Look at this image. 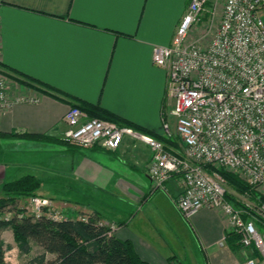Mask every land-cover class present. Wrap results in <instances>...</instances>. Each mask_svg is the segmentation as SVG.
<instances>
[{
  "label": "crops",
  "instance_id": "1",
  "mask_svg": "<svg viewBox=\"0 0 264 264\" xmlns=\"http://www.w3.org/2000/svg\"><path fill=\"white\" fill-rule=\"evenodd\" d=\"M190 1L1 0L0 65L11 79L8 106L0 110V199L4 184L34 176L41 182L38 197L54 199L67 219L92 216L115 226L112 234L132 242L150 264H170L173 257L184 264H237L259 257L255 248L241 247L221 211L204 208L189 221L181 215V177L153 190L146 145L125 138L108 151L62 141L66 113L87 102L179 152L180 139L170 142L163 128L165 116L173 120L168 71L154 64L153 49L171 45ZM27 200L16 202L22 208ZM8 229L13 235L10 228L0 234Z\"/></svg>",
  "mask_w": 264,
  "mask_h": 264
},
{
  "label": "built area",
  "instance_id": "2",
  "mask_svg": "<svg viewBox=\"0 0 264 264\" xmlns=\"http://www.w3.org/2000/svg\"><path fill=\"white\" fill-rule=\"evenodd\" d=\"M222 3V18L215 26L217 0H191L171 45L153 49L154 64L168 71L169 116L175 122L173 126L165 116L163 128L167 138L178 136L179 152L134 127L89 118L77 106L64 117L67 128L62 141L108 151L118 150L125 138L146 145L152 151L153 190H166L173 177H181L183 191L176 201L181 215L189 221L204 208L221 211L241 247L255 248L259 254L237 264H264L257 213L249 205L239 207L228 199L229 184L221 173L236 175L247 184L250 192L243 195L260 191L264 199V0ZM205 18L209 25L197 38L194 33ZM10 79L0 65V110L8 106ZM50 203L32 197L18 219L66 220ZM258 210L263 218L264 202Z\"/></svg>",
  "mask_w": 264,
  "mask_h": 264
},
{
  "label": "trees",
  "instance_id": "3",
  "mask_svg": "<svg viewBox=\"0 0 264 264\" xmlns=\"http://www.w3.org/2000/svg\"><path fill=\"white\" fill-rule=\"evenodd\" d=\"M18 80L39 90L49 89L36 79L18 78ZM77 107L88 113L91 118L120 123V120L113 115L102 112L87 102H82ZM23 138L51 140L48 136L23 135ZM169 140L172 143L175 141ZM221 173L238 193L250 192V187L236 175ZM40 189L41 182L36 177L25 176L4 184V198L0 199V229L12 230L20 254L29 256L35 246L42 250L40 254L30 258L28 264H150L139 256L132 242L122 241L113 234H109L110 229L98 218L90 216L87 222L70 219L57 221L46 216L39 219H34L32 216L18 219V215L26 213V210L19 207L16 201L36 197ZM228 199L232 200L230 196ZM261 200L264 202V199ZM236 205L240 207L239 204ZM10 208L14 211L12 217L6 214ZM236 238L238 240L237 236ZM2 248L3 245L0 242V264H6ZM169 263L184 264L176 257L170 258Z\"/></svg>",
  "mask_w": 264,
  "mask_h": 264
},
{
  "label": "rangeland",
  "instance_id": "4",
  "mask_svg": "<svg viewBox=\"0 0 264 264\" xmlns=\"http://www.w3.org/2000/svg\"><path fill=\"white\" fill-rule=\"evenodd\" d=\"M217 2H218L217 8H216L217 10H216L215 19H214L215 26H217L219 24V22L222 18V13H223L222 0H217ZM204 20L205 21L203 22V24H200V26L196 29V32L194 33V36L197 38L199 36H201V33L205 32V30L207 29V27L209 25L208 20L206 18ZM263 21H264V17H263ZM172 123H173V126H175L174 120H172ZM173 139L178 140L179 138L175 134L173 136ZM228 186H229V196L232 198V201L234 203L239 204L240 206L249 205L250 207H252L255 210V213H257L256 216L258 217V221H259V222H257V229L259 231V234L264 238V217L262 218V216L259 215V210H258V208H260V204L262 201L261 200L262 199V193L260 191H253V194L251 196H245L243 194L238 193L230 185H228ZM36 197H38V196H36ZM39 198L47 199V200L51 201L50 206H52V209L54 211H56L57 213L66 217V214H64L63 208L59 207V205H57V202L54 199H50V198H46V197H39ZM26 199H28V200L26 201L27 204L25 205V208L29 206V201L31 198H26ZM23 208L24 207H22V209ZM10 210H9L10 212L9 211L6 212L8 217H12L14 215V211L12 210V208H10ZM0 219H1V217H0ZM111 227H112V225H111ZM0 230H2V229H0ZM0 242L3 245L2 249H3L6 264H28L30 258L40 254L42 251L40 248L35 246L33 252L29 256L21 255L17 249V244L14 241V236L12 235V233L9 229L6 231H3V233L0 234ZM50 258H52V257H50Z\"/></svg>",
  "mask_w": 264,
  "mask_h": 264
}]
</instances>
